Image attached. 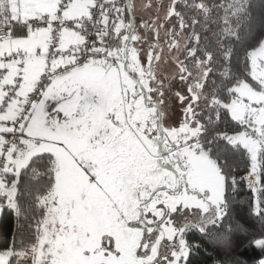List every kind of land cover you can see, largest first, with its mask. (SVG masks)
Returning <instances> with one entry per match:
<instances>
[{
    "label": "snow or ice",
    "instance_id": "obj_1",
    "mask_svg": "<svg viewBox=\"0 0 264 264\" xmlns=\"http://www.w3.org/2000/svg\"><path fill=\"white\" fill-rule=\"evenodd\" d=\"M209 262L264 264V0H0V264Z\"/></svg>",
    "mask_w": 264,
    "mask_h": 264
},
{
    "label": "trees",
    "instance_id": "obj_2",
    "mask_svg": "<svg viewBox=\"0 0 264 264\" xmlns=\"http://www.w3.org/2000/svg\"><path fill=\"white\" fill-rule=\"evenodd\" d=\"M254 2L258 5L259 0H254ZM246 199H247V197L243 193H241V195L236 198V211L243 218H246L245 217L246 207H245V204H244V201ZM4 222L5 223L7 222V218H5ZM209 253L212 254L211 250H209ZM212 255H214V254H212ZM209 264H210V262H209Z\"/></svg>",
    "mask_w": 264,
    "mask_h": 264
},
{
    "label": "flooded vegetation",
    "instance_id": "obj_3",
    "mask_svg": "<svg viewBox=\"0 0 264 264\" xmlns=\"http://www.w3.org/2000/svg\"><path fill=\"white\" fill-rule=\"evenodd\" d=\"M139 2V0H137V3ZM145 18H147V17H145Z\"/></svg>",
    "mask_w": 264,
    "mask_h": 264
}]
</instances>
